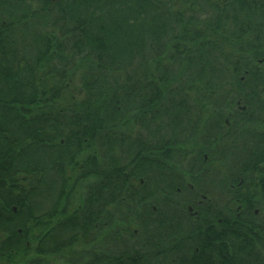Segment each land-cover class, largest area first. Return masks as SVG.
Returning a JSON list of instances; mask_svg holds the SVG:
<instances>
[{"label":"trees","instance_id":"obj_1","mask_svg":"<svg viewBox=\"0 0 264 264\" xmlns=\"http://www.w3.org/2000/svg\"><path fill=\"white\" fill-rule=\"evenodd\" d=\"M170 1L38 0L33 9L30 0H0V262L11 263L31 248L38 254L54 251L62 244L60 233H71L67 243L86 237L101 228L106 207L113 222L119 202L138 192L151 201L150 183L138 179L148 166L135 162V143L124 139L125 129L134 127L139 114L144 129L153 119H168L173 128L186 114L210 117L217 97L226 98L218 94L226 82L235 80L233 88L243 90L235 99L246 105L240 113L252 117L219 150L221 173L258 177L264 191V86L244 91L264 81L257 62L264 63V39L258 37L264 33L262 0H186L179 9L169 7ZM48 20L58 36L38 29ZM27 41L31 54L23 49ZM246 63L254 67L244 75L240 65ZM75 71L81 72V84L71 87ZM226 99L221 103L231 102ZM130 121L132 127L126 125ZM79 184L81 203L68 210ZM54 192L49 209L39 213V199ZM237 225L236 234L212 245L211 256L221 264H264L250 246L264 240L262 232L257 235L240 219ZM198 234L214 240L211 230ZM198 239H186L182 231L176 237L188 245L191 258L183 264H199L193 250ZM136 250H112L109 264L151 261L152 251Z\"/></svg>","mask_w":264,"mask_h":264},{"label":"flooded vegetation","instance_id":"obj_2","mask_svg":"<svg viewBox=\"0 0 264 264\" xmlns=\"http://www.w3.org/2000/svg\"><path fill=\"white\" fill-rule=\"evenodd\" d=\"M261 4L264 12V0ZM226 8L220 13H225ZM238 8L235 7L236 13ZM223 17L219 15L217 18L223 21ZM260 36L264 39V33L258 35ZM262 46L264 48V43ZM257 62L258 67L264 69L262 59ZM240 67L244 69L245 75L254 65L246 63ZM243 78L242 75L240 81ZM229 83L231 90L229 88V93L225 96L231 102L222 104L226 98L218 96L220 102L216 108L214 107L215 112L210 117L206 118L200 113L195 118H190L186 114L174 122L176 127L173 128L167 127L168 119L163 121L153 119L150 122L151 127L144 129L143 118L138 113L134 127L125 129L124 139H132L135 143V162L148 166L145 175L138 179L140 183H150L152 200L143 201L142 193L138 192L129 202L122 201L129 206V212L124 215L126 217L123 221L142 226L143 233H140L143 235L142 240H134L133 245L119 246L118 250L135 247L141 254L152 251L148 264H183L182 260L191 258L188 255V245L185 241L176 243V237L182 231L186 239L191 236L198 239L205 237L198 233L208 229L213 231L214 240L198 239L200 241L193 246V250L198 255L199 264H221L220 260L211 256L210 249L215 243L220 245L222 239L229 233L233 235L238 232L239 219L244 227L252 229L257 235L262 232L264 236V191L258 183L261 179L254 176L243 178L222 175L220 168L222 162L218 160L219 157L211 160L208 154V151H219L224 144L231 141V137L236 133L237 124L246 121L249 116L252 117L251 113L249 116L240 113L246 109V105L241 104L239 98L235 99V93H243V90H236L232 86L233 82ZM252 83L244 89L247 90V94L254 92L253 89H249L255 86L254 84L263 83L264 86V81ZM220 93L222 91L218 89V94ZM160 123L165 124V127H161ZM182 134L190 136L186 142L182 141ZM193 135L196 136L195 140H191ZM108 213L109 208L106 207L101 228L99 225L96 226L97 231L102 230L100 232L103 245L100 248L96 244L99 234L94 237L93 230L87 232L90 244H86L89 263L95 258H100L101 264H109L111 249ZM241 214L242 217L239 218ZM222 216L229 223L223 224ZM172 231L177 233L173 234ZM137 234L138 230L134 229L133 237ZM81 236L85 237L83 234L77 237ZM250 246L263 260L264 240H255ZM230 253L236 258L239 251L233 247Z\"/></svg>","mask_w":264,"mask_h":264},{"label":"rangeland","instance_id":"obj_3","mask_svg":"<svg viewBox=\"0 0 264 264\" xmlns=\"http://www.w3.org/2000/svg\"><path fill=\"white\" fill-rule=\"evenodd\" d=\"M30 1H32L33 9H37V7L39 6L38 0H30ZM181 1H183L184 3H188L186 0H174V1H170V4H168V6L171 7L172 9L182 8L183 6L180 3ZM200 10L202 12L203 9L201 8ZM226 27L229 28V25H227ZM38 29L42 30V31L52 32L57 36H58V32H59L57 30L56 26L51 23V20H48L44 24V26L39 25ZM242 37H244V36H242ZM29 40H31V39H29ZM23 49L25 50V52L27 54L33 53L32 42L30 43V41H27L26 46L23 47ZM65 52H66V50H65ZM222 64H223V62L221 63V65ZM174 69H177V66L174 67ZM234 81H233V84H234ZM214 83H216V81H214ZM80 84H81V72L75 71V73L73 75V80L71 81L70 85H71V87H78ZM229 88L231 90L230 83H228V82L224 83V85H222V87H220V89L222 91L221 94L227 95V93H229ZM206 109H208L207 106H206ZM202 115H205V114L203 113ZM126 125H128V127H132V122L130 121ZM240 125H241V123H238L237 127H239ZM191 132L195 133L193 131H191ZM189 137H186V134H182L181 139H182V141L186 142L187 141L186 139H188ZM195 138H196V136L193 135V138H191V140H195ZM189 142H190V144L192 143L190 140H189ZM114 153H115L114 155H117V156L120 155L117 150H115ZM208 154H210L209 158L210 159L212 158L211 160L219 157V151H211V152L208 151ZM101 158H103V157H101ZM102 161H104V159ZM87 181L88 180H85V181H83V183L85 184ZM71 182H72V179L70 180V183ZM84 184H79L76 188H74V190H73L74 192L72 193V199H70V202H69L68 210H73V208L77 207L81 203V200L83 197V192H84V187H83ZM54 195H55V192L53 193V195H51L48 198L39 199V202L41 203L39 213H43L49 209V207L51 206V203H52V199H53L52 197ZM128 207L129 206H127L125 203L119 202V208L118 209H120L119 210L120 215H119V217H117V214H116V217L113 220V222H109V235H110V249H111V251L119 249L120 248L119 246L133 245L134 240H142V235H143V234H141V233H143V227L142 226L139 227V225H137L136 223H133V222L126 223V222L122 221V217L129 212ZM108 208L110 211V207H108ZM134 229L138 230V234L136 237H133ZM91 230L94 231V234H93L94 237H96V235L99 234L98 235L99 239L97 240L98 243H96V244L99 245V248H100L103 245L102 244V232H100L102 230L98 229L99 231H97L96 228H93ZM69 235H71V233H64V234L60 233L57 236L59 243L62 242V244H59L60 246L58 248H54L53 249L54 251H49V252L38 254V253L34 252V248H31L30 250L27 251L25 256H21L20 254H18L16 256H14L11 263L0 262V264H29L28 262L32 258L35 260L38 258L40 260L39 264H91V263H89L90 258L87 255L88 247H86L87 245H90L89 240L87 238L81 236V238H79V237L75 238L76 240L74 242L67 243V239H68ZM86 237H88L87 234H86ZM92 242H95V241H92ZM99 255H100V253H99ZM94 261H96V260H94Z\"/></svg>","mask_w":264,"mask_h":264}]
</instances>
